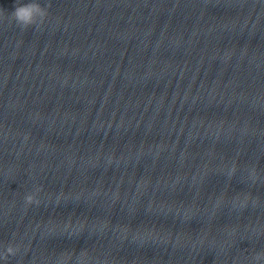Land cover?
<instances>
[{
	"label": "clouds",
	"instance_id": "9594fccd",
	"mask_svg": "<svg viewBox=\"0 0 264 264\" xmlns=\"http://www.w3.org/2000/svg\"><path fill=\"white\" fill-rule=\"evenodd\" d=\"M46 12L41 8L38 3H28L15 6L11 16L20 25L27 27L36 22L37 17L43 18ZM29 199H31L29 197ZM11 251V249H9ZM259 258V256H257Z\"/></svg>",
	"mask_w": 264,
	"mask_h": 264
}]
</instances>
